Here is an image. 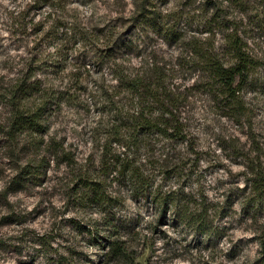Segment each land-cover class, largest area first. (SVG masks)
Masks as SVG:
<instances>
[{"label": "rangeland", "instance_id": "obj_1", "mask_svg": "<svg viewBox=\"0 0 264 264\" xmlns=\"http://www.w3.org/2000/svg\"><path fill=\"white\" fill-rule=\"evenodd\" d=\"M48 3L0 0V264H264V200L254 202L246 187L252 168L264 171V0L155 2L176 35L150 34L141 45L162 63H181L186 140L155 136L130 155L146 163L151 196L133 193L125 175L106 174L103 205L86 195L79 178L101 176L111 113L96 82L113 85V74L87 59L83 89L58 93L70 69L40 63L54 52L44 26L54 18L68 26L72 20L76 31L106 25L136 40L142 0ZM234 34L262 64L245 87L241 114L218 103L203 71L185 58L195 42L224 55ZM88 50L83 55L91 57ZM142 57L135 51L132 60ZM200 58L194 54L193 64ZM33 70L45 82L40 94L25 92ZM36 101L46 103L43 130L11 132L14 113ZM185 212L205 217L207 233L184 224ZM115 240L121 255L112 250Z\"/></svg>", "mask_w": 264, "mask_h": 264}, {"label": "trees", "instance_id": "obj_2", "mask_svg": "<svg viewBox=\"0 0 264 264\" xmlns=\"http://www.w3.org/2000/svg\"><path fill=\"white\" fill-rule=\"evenodd\" d=\"M40 1L45 2L44 5L49 4L48 0ZM156 1L142 0L134 16L140 32V38L136 40L133 37L123 38L122 34L117 33L116 28L110 29L106 25L101 30L86 31V28L82 27L76 31L72 20L68 26L69 23L65 24L54 18L44 26L45 33H50V38L55 40L52 45L54 52L48 57L50 61L40 63L46 67L49 62L50 67H62L60 69L62 73L70 69L67 72L68 79L64 80L65 86H59L58 93L68 94L72 89H83L90 71L86 69L87 59L90 61L96 59L102 68L113 74L115 81L113 85H100L98 80L96 82L99 83L96 85L97 90L102 94L105 104L109 105L112 115L104 132L106 141L100 149L101 176L98 179H90L86 173L79 178L80 184L87 191L86 195L99 205L106 204L107 201L103 184L107 178L105 175L117 172L126 176L133 193L139 197L151 196L146 163L143 159L129 161L130 155L148 148L149 142L155 136L172 142L186 140L181 104L186 99L187 88H183L181 81L178 80L180 78L176 77L181 63L176 62L173 66L162 63L154 58L153 54L144 52L147 48L143 49L141 45L142 41L147 42L150 34L169 35L171 39L176 35L173 26L169 24L170 20L168 22L166 15L156 8ZM234 1L227 0L228 3ZM226 44L227 53L221 55L201 46L199 42L192 43L185 58L192 67L197 68V71H203L204 87L212 97L228 111L234 110L241 114L245 104L243 100L245 87L254 83L255 74L262 64L258 57L249 52L248 44L240 35H230L226 39ZM87 48L88 52L91 51V57L89 53L83 55ZM135 51H141L143 55L138 64L132 60ZM194 54L201 58L193 64ZM65 62L67 64L61 66ZM82 67L85 70L81 72ZM36 78L33 70L28 77L31 82L25 92L34 91L40 94L44 90V80ZM70 83L76 85L71 86ZM122 94L126 98L120 100ZM45 106L46 103L36 101L26 111L20 107L21 110L14 113L11 132L17 135L27 131H42L45 127ZM167 157L168 155L165 156V161ZM250 175L246 187L250 189L254 202L259 203L264 200V171L257 167L252 168ZM200 215L185 212L182 222L184 224L191 222L198 228L204 227L203 233L206 234V219ZM113 243L112 250L116 254L124 253V248L118 240Z\"/></svg>", "mask_w": 264, "mask_h": 264}]
</instances>
